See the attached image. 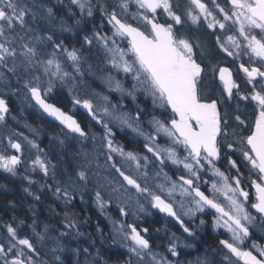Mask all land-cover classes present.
Segmentation results:
<instances>
[{"label":"snow or ice","instance_id":"6c2138e0","mask_svg":"<svg viewBox=\"0 0 264 264\" xmlns=\"http://www.w3.org/2000/svg\"><path fill=\"white\" fill-rule=\"evenodd\" d=\"M61 8L70 16L79 10L80 17L70 24L60 14ZM96 11L110 26V36L94 28L76 47L58 35L73 33L85 16L94 18ZM161 13L166 21L160 19ZM205 27L215 37L220 52L240 61L244 78L241 87L229 67L213 64L214 77L218 75L223 88L215 98L204 87L202 60L209 51L198 33ZM118 40L126 42V47ZM93 49L102 53L110 68L89 62L85 53L91 54ZM113 70L131 78L130 89ZM86 74L100 75L108 89L121 98L127 95L135 102L136 94L143 93L151 99L153 109L160 110L159 116L154 113L145 125L148 113L138 104L133 116L120 103L112 104L106 95L93 93L103 103L82 97L78 86ZM13 79L22 82L26 99L30 95L40 112L62 127L64 136L57 137L60 145L66 140L80 145L75 167L66 168L58 179L57 165L46 154L40 155L44 150L34 140L24 137L36 152L31 159L32 171L39 170L44 178L51 175L57 200L62 197L66 206L71 205L80 194L83 201L82 192L91 185L93 202L102 215L115 203L119 216L139 219L149 203L186 234L182 241L173 233L168 238L167 254H161L154 251L147 227L109 217L113 241L123 238L126 264H184L180 249L192 248L193 244L185 241L196 236L186 219L194 220L209 210L213 230L227 234L213 249L220 261L205 252L187 264H264V246L253 239L252 232L257 227L264 232V0H70L67 4L64 0H0V87L17 91ZM57 83L67 88L74 107L86 110L100 125L102 135L86 130L73 115L48 101ZM9 112L6 99L0 98V124L6 122ZM115 127L141 138L145 154L126 150L115 140ZM161 137L166 138L163 144L159 143ZM90 138L92 151L85 147ZM8 143L14 153L0 155V169L15 176L23 162L15 153H22L23 146L11 137ZM101 156L103 164L99 163ZM225 159L228 170L222 171L217 164ZM169 164L176 169L175 179L165 171ZM241 165L247 169V183ZM25 179L35 183L28 176ZM47 187L52 190V185ZM204 224L200 219V226ZM23 225L21 220L15 226H2L6 235L0 242V264H66L61 253L67 252L76 257L72 264H81L80 257L82 264H107L99 249L93 254L95 241L71 248L64 243L69 237L78 241L84 236L75 213L65 211L55 236L48 225L38 230L35 221L27 225L32 234L21 235ZM96 230L101 232L99 227Z\"/></svg>","mask_w":264,"mask_h":264},{"label":"trees","instance_id":"16d2710c","mask_svg":"<svg viewBox=\"0 0 264 264\" xmlns=\"http://www.w3.org/2000/svg\"><path fill=\"white\" fill-rule=\"evenodd\" d=\"M46 2L53 3L52 0H46ZM64 2L70 3V0H64ZM62 9L63 8H61V10ZM64 11H66L64 17H68L67 10L65 9ZM64 11H60V14H64ZM75 12L78 14L77 10ZM94 28L101 29V31H106L109 33V29H107L104 20H102L99 13H95L94 18H84V22L79 26V28L75 30L74 36H64L63 38H65L66 43L69 45L75 44L76 47H80V43L83 40V35L85 33L91 35V31ZM209 48L208 51H214L211 49V46ZM12 82L17 83L15 79H13ZM111 97L113 102L116 104L119 103L113 94H111ZM6 99L9 100L12 113H14L17 117L20 119L23 118L29 120L31 123L37 126L40 125L39 127L42 128L43 132L45 133V139H47V135H58L56 126L48 122L41 113H36L35 111L29 112L22 108L12 98L6 97ZM50 100L66 112H69L73 107L71 98L63 91L56 90L55 93L50 96ZM154 113L157 116L160 114V112L152 111V114ZM75 116L81 125L85 127L86 119L88 117L80 112H77ZM83 116H85V119H83ZM90 127L98 132L102 131L101 128L95 126L92 123L91 125L86 126L85 129L89 131ZM126 135L129 137H126ZM115 140L122 144L127 150L139 152L142 151V144L134 140V138L128 132L122 135L115 131ZM45 141H43V145L46 144ZM25 176H28L31 180L35 181V183L30 184L29 181L25 179ZM50 182V179L44 178L42 173L27 175L19 171L15 176H13L11 174L0 172V186L5 188L0 189V233L6 235V230H4L2 227L4 224L11 223L13 226H15L19 223V221L23 220L24 225L21 226V235L32 234L30 229L27 228V225L32 224L33 221L36 222L38 228H44V225H48L49 230L54 235H56L57 232L55 229L60 226L61 221L64 218L65 211H68L70 214H77L78 219L81 222L80 231L84 233V236L80 237L78 241L72 240L71 237L67 238V245L70 247H75L79 243L81 247H84L92 245V242L95 241V246L91 248L93 254H95L96 250L99 249L102 257L106 261L112 264H126V261L128 260V254L117 247H110L112 239L109 233L108 224L103 217L97 214L92 203L89 202L83 205L77 203V199H74L71 205H59L54 201L51 192L47 187V185L51 184ZM42 184L45 185L43 189L41 188ZM26 188L29 191L26 192ZM29 192L33 194L30 195ZM37 195L40 196L39 200L35 199V196ZM109 213L116 220L132 222L129 216L127 219L119 216L118 209L114 210L110 208ZM150 223L153 224L155 231L159 229L158 220L150 222L149 220L144 219L137 225L140 228H149ZM97 227L101 229V232H97ZM100 239L103 240V243L99 242ZM206 239L214 241L210 235H208ZM64 258L66 260V264H70L69 262L71 260L68 261L66 257Z\"/></svg>","mask_w":264,"mask_h":264},{"label":"rangeland","instance_id":"374dc122","mask_svg":"<svg viewBox=\"0 0 264 264\" xmlns=\"http://www.w3.org/2000/svg\"><path fill=\"white\" fill-rule=\"evenodd\" d=\"M53 3H55V0H52ZM93 3L96 2V0H92ZM173 2L175 3V0H173ZM66 3V2H65ZM67 4V3H66ZM65 9H62L61 11H64ZM135 9L133 8V11ZM78 14L75 12L74 16H70L67 12V16L65 17L66 20H68V22L74 23L75 19H78L80 17V13L79 10ZM180 11H182V9H180ZM96 13H99L98 11H96ZM66 11H64V14L61 15H65ZM87 17V16H85ZM160 19L162 21H166L167 17L163 15V13H161ZM104 23L106 24L107 29H110V26L107 24V21L104 20ZM188 28L192 29V31H196L195 28L192 25H188ZM76 30V29H75ZM218 31V30H217ZM75 31L73 33H63V34H59L58 35H62V38L64 36H69L72 37L74 36ZM101 34H107V35H111V32L109 31V33H107L106 31H101ZM199 37H200V42L203 43L207 49L210 47V40L206 39L205 35L201 32L198 33ZM210 38H212L215 41V37L209 35ZM118 44H121L122 46L126 47V42H122V41H117ZM87 45H85V49H87ZM210 49V48H209ZM197 54L199 53V49L196 50ZM210 54H212V51H209V56L206 58L210 59ZM85 55L88 57L89 62L95 64H98L100 67L103 68H110V65H107L103 62V56L102 53H97L96 49H93L92 53H85ZM247 61V57H243V60ZM85 69L87 68V64H85ZM208 73H210V75L213 76V72H212V67H210V69L208 70ZM112 74L117 78L120 79L121 82L124 84L125 88H131V84H132V80L131 78H127L125 79L124 74L123 73H117L113 70ZM104 75H107V73H104ZM84 79V83L80 84L78 86L79 89V95H81L82 97L85 98H92L94 101L99 102V103H103V101L99 100L98 96H94L93 93H98L100 95H106L109 97V100L112 104H116L115 102H113L111 94H113L116 99L119 101V103L122 105L123 110L125 111H130L131 114L133 116H135V108L137 106V104L145 109V111L148 113V115L145 116L144 118V124L147 125V122L149 119H151L152 117V111H150L148 109V107H152V102L150 98L145 97V95L143 93H137V100L134 102L132 100L131 97L125 95L123 98H121L120 94L114 91H110L108 89V87L103 83V80L101 78L100 75H85ZM210 77L209 74L208 76H206L205 80H208L210 82ZM206 81H204L205 83ZM13 85H15V89L17 91H12L10 89L7 88H3L0 87V95L1 96H5V97H10L13 100H15L22 108H24L25 110L32 112H38L39 110L36 109V107L32 104L30 97L28 95L27 99L25 98V93H26V89H23V84L22 82L20 83H15L12 82ZM56 90L59 91H63L68 95V90L67 88L60 86L59 83H57V86L54 88L53 92L49 94V96H51L52 94L55 93ZM49 96L47 98H49ZM31 105V106H30ZM76 108H74L72 110L73 113L76 112ZM156 111H160L159 109H155ZM13 117H15V119H13ZM101 128V127H100ZM43 129L41 128L39 130V128H37L36 126H32V123L27 124L25 122V120L20 119L19 117H17L15 114L9 115L6 119L5 123L0 124V155H10L14 153V150L9 146L8 143V137H11L13 140L15 141H19L22 146H23V152L22 153H15L16 155H21L22 156V160L23 162L17 166V168L22 167L25 171L31 173V174H36V173H40L39 170L37 171H32L31 168V159L35 158L36 152L34 149H31L30 145H28L27 141L24 139V137H27L29 140H34L44 151L42 153H40V155H47L49 160H51V162L53 164L57 165V177L58 179L60 178L61 173L64 172V170L66 168H74L75 167V162L77 157L75 156V154L80 151V145L77 143L76 140H66L65 144L62 146L59 144V141L57 140V137H63L64 136V131L59 129V134L57 136L55 135H47V139H45V134L42 132ZM101 132L95 131V130H91V133H95L97 135H102L103 133V129L101 128ZM114 131H117L118 134H126L127 132L129 134H131V136L134 138V140L143 143L144 141L139 138V137H135L133 135V133L128 130V129H124L121 130L119 127H115ZM126 137H129L126 135ZM166 138L161 137L159 140V143L163 144L165 142ZM46 140V141H45ZM43 141L46 142V147L45 145H43ZM98 146V145H97ZM85 147L87 148L88 151H92L93 148V142L91 140V138L85 142ZM127 150V149H126ZM131 151V150H128ZM141 155L145 154V153H141L139 152ZM149 155V154H148ZM117 159H119L117 157ZM99 163L103 164L104 163V157L101 156L99 157ZM167 167H169L172 171L176 170L172 165H168ZM166 167V168H167ZM93 170H95V165H93ZM101 173H104V169H100ZM165 171L168 173V175L172 178L175 179L173 176H171V173L169 172V169H165ZM0 172L6 173L4 172L2 169H0ZM163 174H161L162 177ZM50 179V185H52V190L51 195L52 198L54 199V201H56L57 203H59L60 205H65L63 203V198L61 197L60 200H57L56 197L53 195V191L55 189V183L52 181L51 179V175L48 177ZM161 182L162 178H161ZM93 183H95V178H93ZM63 185H61L62 187ZM83 194V201L81 200V195L77 194L75 199H77L80 203H89L91 202L93 207L95 208V211L97 212L98 215L104 216L107 224H108V228H109V233L112 237L115 235V233L112 230V224L110 223L109 217H111V219L115 220L110 214H109V209L112 208L114 210H117L115 203H113L111 206L106 207L104 214H101L100 209L97 207V205L93 202V197H94V192L91 191V185L89 186V189L87 190H83L82 192ZM145 209L146 212L145 213H140L139 214V219H137L136 217L129 215L130 219L132 222H134L135 224H139L142 220L146 219L149 215H150V208L148 203H145ZM125 218V217H124ZM123 218V219H124ZM127 219V218H126ZM125 220V219H124ZM38 228V226H37ZM38 230H43L42 228H38ZM50 234L55 236L50 230H49ZM57 235V234H56ZM5 234L0 233V242H3V238H4ZM33 239L35 240V237H33ZM100 243H103V240H99ZM64 243L66 244V240L64 241ZM110 247H117L122 251H125L127 253L126 248L122 247L123 244V238L122 237H117L116 241L114 242L113 239L111 240L110 243ZM67 245V244H66ZM114 245V246H113ZM37 246L39 247V243L37 242ZM69 248L70 246L67 245ZM109 246V245H108ZM167 247V246H166ZM45 251L47 249H44ZM128 254V253H127ZM65 255H72L71 252H67V253H61V256H65ZM50 258V257H49ZM76 259V257H75ZM73 259V260H75ZM104 259V258H103ZM72 260V262H73ZM81 260V264L83 262V257H80ZM105 260V259H104ZM107 264H112L110 262L107 261Z\"/></svg>","mask_w":264,"mask_h":264},{"label":"flooded vegetation","instance_id":"af4514ba","mask_svg":"<svg viewBox=\"0 0 264 264\" xmlns=\"http://www.w3.org/2000/svg\"><path fill=\"white\" fill-rule=\"evenodd\" d=\"M200 32L205 35L206 39L210 40L211 49L214 50L212 51V54H210V59L204 58L202 60V64L206 68L205 79H206V76H208V74L210 77L209 79L210 82L208 80H204L206 81L204 83V87H205L207 94L210 97L215 98L223 91L222 85L218 79V75L214 77V74L212 76L210 75V73H208V70L210 69V67H212V65L216 63H219V66L229 67L233 71L234 79L237 80V82L241 85V87H244L243 73L239 71L240 61H233L231 57H227L224 55V53L220 52L219 48L216 46L215 41L209 37L210 35L208 34L209 30H207L206 27L203 28ZM243 61L245 63L247 62L246 59ZM240 104H241V107H243L244 102L241 101ZM231 107L234 109L236 107V103L233 102ZM224 110H225L224 107L221 106V111L223 112ZM83 119H85V116H83ZM25 122L27 124L30 123L29 121H25ZM91 123L95 124V121H92L91 118L88 117L86 119V126L91 125ZM33 125L34 124H32V126ZM34 126L38 128L37 125H34ZM86 126L85 127L83 126V127L86 128ZM217 166L220 167L222 171L228 170L226 159L219 161ZM241 168L244 174L245 182L247 183V169L243 168V165H241ZM165 169L167 170L169 169L171 176L175 178L176 170L172 171L169 167ZM232 171L234 172L235 170H232ZM203 190L207 194V186H204ZM77 203H80V202L77 200ZM148 205H149L151 212H150V215L146 219L149 220L150 222L151 221L153 222L154 220H158V223H159L158 227L160 229V231L158 232L155 231L153 224L150 223L149 228H148L149 229L148 238L152 241L154 251H158L161 254H167L166 246L168 243V238L173 233H175L177 236L181 237L182 241H184L186 234L183 233L182 229H180L179 225L174 220H172L170 217H167L166 215L160 212H157L155 209L151 208V205L149 203ZM200 219L205 220V224L203 226H200ZM186 222L193 227V229L196 232V236L192 238H187V240L185 241L188 243H192L193 244L192 248H181L180 249L181 255L179 258L184 262V264H187L189 260H194L197 256H201L205 254V252L209 253L212 257H214L216 261H220V257L215 255V253L213 252V249L217 248L219 244V239L225 237L227 234L224 233L223 230H213L212 228L213 214L210 213V210H209V214H198L197 218H194V220L186 219ZM252 232H253V239H255L256 242L260 244L261 246H264V232H261L258 227L253 228ZM208 235H210L214 241H210V239L207 240L206 237ZM251 243H252L251 240L248 241L249 247H251ZM64 257H66L68 261L71 260L69 262L70 264H72V260L75 259L73 255H65Z\"/></svg>","mask_w":264,"mask_h":264},{"label":"water","instance_id":"95a60500","mask_svg":"<svg viewBox=\"0 0 264 264\" xmlns=\"http://www.w3.org/2000/svg\"><path fill=\"white\" fill-rule=\"evenodd\" d=\"M0 98H2L1 96H0ZM30 99H31V97H30ZM7 101V100H6ZM7 103H8V101H7ZM33 104H34V102H33ZM9 106V105H8ZM37 107V106H36ZM10 108V107H9ZM38 108V107H37ZM77 108L80 110V111H82V112H84V113H86L87 114V111L86 110H84L83 108H81L80 106H77ZM42 113V112H41ZM43 114V113H42ZM45 117H47L48 118V120L49 121H51L52 123H54V124H56V125H58V126H60L59 125V123L58 122H56V121H54V120H52V118L51 117H48V116H46L45 114H43ZM74 117V116H73ZM75 118V117H74ZM76 119V118H75ZM61 127V126H60ZM62 128V127H61ZM156 210V209H155ZM158 211V210H157ZM159 212V211H158Z\"/></svg>","mask_w":264,"mask_h":264}]
</instances>
